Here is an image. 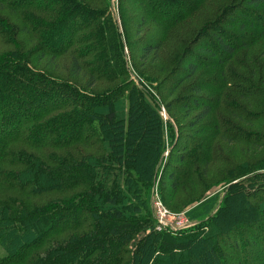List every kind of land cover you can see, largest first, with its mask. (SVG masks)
I'll return each instance as SVG.
<instances>
[{
    "label": "rangeland",
    "instance_id": "1",
    "mask_svg": "<svg viewBox=\"0 0 264 264\" xmlns=\"http://www.w3.org/2000/svg\"><path fill=\"white\" fill-rule=\"evenodd\" d=\"M3 1L0 24L6 30L0 34V61L19 58L36 72L88 94L105 95L116 85L122 87L113 118L104 114V121L87 123V143L54 151L69 166L78 163L82 172L93 170L96 179L85 178L87 184L95 188L102 182L93 197L88 187L60 193L62 199L90 206L92 213L85 215L92 227L98 226L93 213L100 215L102 225L111 219L110 199L117 200L125 217L153 222L152 230L145 228L130 241L108 239L111 250L92 258L100 257L103 264H191L216 248L225 264H237L233 245L246 249L251 238L257 239L259 251L246 253L253 258L263 253L264 5L256 9V25L242 31L239 25L227 26L235 18L242 21L240 0H78L100 19L86 29L84 18L76 17L82 27L72 46L51 60L47 53L41 59L42 25L59 19L60 6L39 10ZM177 11L178 19L169 20ZM217 35L235 45L248 44L229 55L218 46ZM152 39L162 46L159 54L146 59L142 46ZM208 46L217 54L212 59L200 52ZM74 54L85 65L76 77ZM101 61L111 65L113 79H98L87 88L89 70ZM193 61L198 66L189 77ZM199 86L202 91H194ZM33 97L30 92L21 98L30 103ZM196 98L212 106L197 125L203 106H192ZM31 103L29 112L36 110ZM150 120L157 135L138 133ZM131 133L136 143L128 142ZM106 174L111 175L109 182ZM234 183L239 184L230 188ZM194 222L198 224L187 227ZM182 224L186 227L179 230Z\"/></svg>",
    "mask_w": 264,
    "mask_h": 264
},
{
    "label": "trees",
    "instance_id": "2",
    "mask_svg": "<svg viewBox=\"0 0 264 264\" xmlns=\"http://www.w3.org/2000/svg\"><path fill=\"white\" fill-rule=\"evenodd\" d=\"M36 1L16 0L15 4L20 8L28 6L43 10L60 6L61 9L57 12L61 14L58 20L42 25L41 35L44 38L41 48L44 54L41 55V59L47 53L51 60H55L59 55L69 51L76 33L82 27L78 26L76 17L84 18L87 22L86 29L93 25L95 27L100 19L98 12L91 11L78 0H47L43 4ZM240 1L243 5L238 8L244 11L241 15L242 21L238 23V18H235L236 20H232L227 26L231 28L239 25V29L245 31L248 27L256 25L254 20L257 14H260L256 9L264 5V0ZM0 3L4 4L5 1L0 0ZM180 13L177 11L174 18L168 17L169 20H177ZM229 13L234 15L233 12ZM261 23L264 26V23ZM140 26H144V23L142 22ZM5 30L4 24H0V34H5ZM216 37L218 46L229 55L237 47L248 44L242 42L235 45L231 39L226 41L219 35ZM161 46L162 43L154 39L143 44L144 57L147 59L152 54H159ZM200 52L210 54L211 59L217 55L209 46L200 49ZM72 59V75L76 77L81 75L85 65L77 54H74ZM195 62L193 61L188 69L189 77L196 71L198 65ZM110 69L111 65L105 61L91 68L87 74L90 75L87 88H93L98 79H113ZM181 81L182 79H179L177 83ZM39 83L40 87L34 88ZM121 89V86L116 85L112 92L105 95L88 94L85 90L69 82L57 80L48 73L36 72L34 68L19 61V58L0 61V250L5 253L0 255V264H103L100 257H92L98 252L111 250V242L109 243L108 239L130 241L133 234L140 233L145 228L153 229L151 226L153 222L146 223V220L125 217L123 212L117 209L116 199H110L111 219L105 220V224L102 225L100 215L93 213L98 226L92 227L85 215L92 213L89 211L90 206L83 207L79 202L73 203L75 201H67L60 196V193L67 189L88 187V195L93 197L101 188L100 181L95 188L86 182L85 178L96 179L93 170L82 172L78 163H71L72 166H69L59 160L54 151L72 147L77 143H87L85 136L87 123L104 121L102 119L104 114L113 118L120 95L118 92ZM194 91H202V88L199 86ZM30 92L34 93L32 101L34 100L33 107L36 109L32 112L27 110L31 107L32 101L26 103L21 98ZM25 103L29 107L24 110L22 104ZM203 104L196 98L192 106L200 107ZM211 111V105L203 106L195 125L202 122ZM5 112L9 114L6 115ZM152 123L150 120L141 124L138 133L155 132L157 135L156 127ZM135 141L131 133L128 142L132 144L136 143ZM175 145L176 142L172 146L173 149L176 148ZM22 148L24 150H21ZM44 149L53 152L47 154ZM161 160L162 156L155 164L153 185ZM179 169L176 168V171ZM106 176L109 182L111 175ZM238 184L234 183L230 188ZM135 211L141 212L139 208ZM261 230L264 236V229ZM256 240L251 238L249 244H246V249L245 246L243 248L238 244L233 245L237 264H264V251L256 255V258L246 253L248 251L252 254L258 253L260 246ZM187 246L188 244L185 245ZM191 264L225 263L216 248H209Z\"/></svg>",
    "mask_w": 264,
    "mask_h": 264
},
{
    "label": "built area",
    "instance_id": "3",
    "mask_svg": "<svg viewBox=\"0 0 264 264\" xmlns=\"http://www.w3.org/2000/svg\"><path fill=\"white\" fill-rule=\"evenodd\" d=\"M164 111V110H163ZM165 112V111H164ZM154 192H155V190H154ZM157 220H158V222H163L164 221V219L163 218H160V217H157ZM198 223H196V222H194V223H188L187 224V227H189V226H194V225H197ZM186 226H183V224L178 228L179 230L180 229H184Z\"/></svg>",
    "mask_w": 264,
    "mask_h": 264
}]
</instances>
